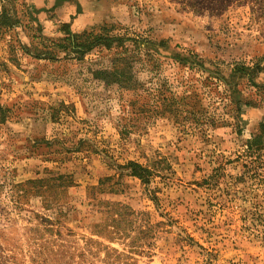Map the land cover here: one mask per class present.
I'll return each instance as SVG.
<instances>
[{"label":"rangeland","instance_id":"obj_1","mask_svg":"<svg viewBox=\"0 0 264 264\" xmlns=\"http://www.w3.org/2000/svg\"><path fill=\"white\" fill-rule=\"evenodd\" d=\"M54 4L13 0L20 22L0 29V106L9 109L0 116V264H264L261 182L238 179L244 143L257 135L264 171V90L240 79L251 106L237 115L218 97L236 64L258 65L252 81L264 84V0ZM102 25L153 53L138 66L146 86L209 84L215 102L202 99L201 109L215 124L182 126L142 99L133 109L131 92L91 75L108 65L104 50L83 60L61 50L34 56L50 43L39 35ZM127 161L155 171L149 185L128 174ZM34 179L47 181L25 184Z\"/></svg>","mask_w":264,"mask_h":264},{"label":"trees","instance_id":"obj_2","mask_svg":"<svg viewBox=\"0 0 264 264\" xmlns=\"http://www.w3.org/2000/svg\"><path fill=\"white\" fill-rule=\"evenodd\" d=\"M62 1L67 0H55L54 5H58ZM13 0H0V29L4 28L5 30L13 29L20 22V18L15 12V8L12 5ZM33 12L28 11V25L33 27L34 31L40 32V26L37 22V17H35ZM35 22L36 25L32 24ZM1 31V30H0ZM63 37L58 40H45L41 35L40 41L50 42L44 45L43 49H38L35 47L34 56L37 58L43 59H54L57 50L65 52V56L74 54L76 59L84 58V55L89 53L94 48H98L106 51L109 55L108 65L101 66L91 71L93 79L103 82L105 85H116L124 91L131 92L135 98L128 102L129 105L133 106L139 100L142 99L141 107H145L146 111H151L153 108L158 110L162 109L168 112L171 115V118L175 122L186 126L185 123L189 125H200V124H215V121L205 120L203 118L204 109H201V100H206L209 98L208 102H215V93L213 98L210 96L211 88L208 85V89L198 90L197 87L193 85H188L182 91L179 90V85H168L167 88L163 84H159V87H149L145 85V82L140 80L137 77L138 68L143 66L144 61H153V53L149 52V48L140 47L137 42L134 41L129 45L124 44V37L118 35H110V28L102 25L96 28L84 29L81 32H72L67 26L62 29ZM39 41V43H40ZM27 54H30V48L25 45H20ZM131 46V47H128ZM179 55V54H177ZM176 57V56H175ZM147 58V59H145ZM156 59H154L155 61ZM178 63L183 64V58L178 60ZM148 65V64H147ZM139 66V67H138ZM145 66V65H144ZM258 65L255 66H244L236 64L233 68L230 69V72L226 77L223 75L220 77L222 83L225 85L222 92H218L219 103H222L223 100L231 106V110L234 114H240L243 112V107L251 106V100L249 101L246 97L247 91L238 88V81L240 79H247L251 85L258 86L260 90H264V84H258L254 80V77L260 73V69H257ZM151 68V67H149ZM151 71V69H149ZM254 76V77H253ZM219 78V77H218ZM219 80V79H218ZM219 80V81H220ZM227 80V81H225ZM165 83V82H164ZM263 84V85H262ZM156 88V93H152ZM169 91V95H166V90ZM207 102V101H205ZM257 104L258 102H253ZM226 106L225 103L222 105ZM9 109H3L0 106V116L6 118ZM3 118V117H1ZM239 119H235V125L238 126ZM224 122V121H217ZM259 129L264 130L263 123H259ZM260 135H257V138L252 142L246 140L243 147V158L242 162V173L238 177L243 183L247 184L246 178H257L260 180V186H262V197H264V171L260 161ZM124 167L128 170V174L140 179L143 184L149 185L152 181V178L155 176V171L148 168L143 164H140L137 161H127ZM67 179L68 176L58 175L56 179ZM51 178H48V181ZM54 179V178H53ZM41 181H47L43 179H34L28 180L25 184L36 185L41 183ZM67 182V181H66ZM69 182V181H68ZM15 186V185H14ZM260 190V189H259ZM257 194H255L256 196ZM151 198L156 200L157 197L155 193H152ZM41 250L32 251L30 255L31 261L34 262L35 258L40 255ZM35 257V258H34ZM39 262V261H37Z\"/></svg>","mask_w":264,"mask_h":264}]
</instances>
